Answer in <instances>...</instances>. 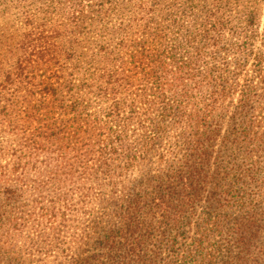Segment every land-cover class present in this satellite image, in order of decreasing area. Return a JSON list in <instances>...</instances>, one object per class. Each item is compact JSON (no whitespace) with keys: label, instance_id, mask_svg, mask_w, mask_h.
I'll return each instance as SVG.
<instances>
[{"label":"trees","instance_id":"1","mask_svg":"<svg viewBox=\"0 0 264 264\" xmlns=\"http://www.w3.org/2000/svg\"><path fill=\"white\" fill-rule=\"evenodd\" d=\"M11 1L29 7L20 36L8 24L1 31L0 181L8 187L0 205L14 200L10 193L19 187L41 193L91 183L108 192L106 226H96L97 253L80 264H264V0H174L186 19L168 10L169 26L162 31L158 24L154 36L153 16L117 26L108 22L113 12L94 4L85 10L83 0H0V13H9ZM39 15L59 20L43 30L49 24ZM87 28L102 32L89 76L79 79L66 63L53 80L29 71L46 65L54 33L64 58L69 51L87 57L90 47L80 39L66 46ZM168 30L174 43L163 47ZM115 50L127 55L119 63L129 75L117 69ZM135 68L155 85L151 99L146 93L121 99L119 89L133 83ZM83 96L97 104L96 114H83ZM156 108L160 120L152 117ZM53 110L58 116L50 118ZM168 119L176 130L169 148L157 153L154 143L134 140L141 149L132 152L125 128L138 120L163 143ZM146 163L154 169L126 179L130 167Z\"/></svg>","mask_w":264,"mask_h":264},{"label":"rangeland","instance_id":"2","mask_svg":"<svg viewBox=\"0 0 264 264\" xmlns=\"http://www.w3.org/2000/svg\"><path fill=\"white\" fill-rule=\"evenodd\" d=\"M111 1L112 0H83L82 5L85 10L89 9L92 4L97 7L105 6V10L114 13L108 22L113 25L116 24L117 26H120L119 24L123 20H134V16H137V20L140 21H144L148 19L149 16H153L154 19L151 23L152 30L149 32V35L154 34V28L158 24L162 26V31L169 26L170 19L165 15L168 10L172 11V14L173 12L178 13L179 16H181L182 13L185 14L180 5L175 7L172 6L174 0H157V5L156 0H149L146 7L140 5V0L136 5L119 4L111 7ZM28 7L29 4L24 5V8H22L20 4H13V1H11L8 8L9 13L5 15L0 13V39L3 35L1 31L3 29L5 30L6 24L12 29L10 34H15L13 37L20 36V33H18L20 25L18 24L23 21L24 17L22 12L28 10ZM2 10L4 9H0V12ZM68 11H70V9L66 10L68 18H72V15H70ZM186 16V14L181 16V20H185ZM4 17L6 19H3ZM39 17L40 20H42L41 22H43L41 24H49L45 25L47 27H44L43 30H49V27L55 25L59 20L54 18L52 19L53 22L49 23V19L43 15H39ZM156 22L157 24H155ZM263 25L261 26V32L264 28ZM95 31L96 30L92 28H87L80 34V38H69L66 44L67 46L72 40L77 41L80 39L83 41V46L90 47L89 51H86L87 57H81L79 54L69 51L67 58H64L63 52H60L61 47L59 39L56 38V34L54 33V39L49 45V53L45 57L46 65L42 67V64H39L38 66L32 67L29 71L35 72L36 76H42L49 80H53L56 79V70H59L62 64L66 63L70 73H76L77 69V74L79 75L76 74V76L79 77V79L89 76L97 60L96 51L99 49L100 45V43L94 40H98L102 34V32L98 33ZM71 34H75L76 36L74 30H71ZM166 34L168 37L165 43H162L163 47L170 46L174 43L170 30L166 31ZM149 38L152 39V37ZM18 42L19 39L17 38L16 44ZM59 52L62 54L65 61H61V58L56 55ZM20 54L21 52L19 51L15 56L11 57L6 68L10 67ZM115 57H118V59H114L117 64V69L123 74L125 71L120 69L119 61L124 60L126 62L127 55H118L115 50L114 58ZM36 68H39V71H37ZM253 68L254 65L251 63L248 67L250 75H252ZM133 73V83L124 84L121 86V89H119V93H123L121 99L128 101L132 95L136 93H146L147 98L151 99L153 95L157 93L153 82L148 80L146 72L141 68H135ZM125 74L129 75V72L126 71ZM82 101L85 102V112L83 111V114L93 115L97 113V110L93 109L97 106L95 102L92 101L91 105L87 96H83ZM138 107L143 108L141 105H138ZM127 110L128 109L123 110V114H126ZM55 111L57 110H53L49 115L50 118H52V116H58ZM159 114L160 112L157 108L152 111V117L155 120H160ZM171 121L172 119L166 121L165 126L169 128L165 127L166 131H164L165 136L163 143H159L158 140L161 134H158L156 130L150 127L142 126L138 120L133 121L130 126L125 128L124 133L122 130L123 137L126 141L130 142V144L134 142V140L154 143L153 150L158 153V151H162L171 146L170 140H176L174 138L176 130L171 131ZM78 124L83 125L81 120L78 121ZM227 126V124L224 125L225 128H227ZM114 129L120 131L121 128L115 126ZM131 145L132 152H140L141 147L137 144L134 145V143ZM152 155L155 156V154ZM259 156L260 154L255 158L259 159ZM261 156V159L264 160V155ZM39 160L45 161L46 158L40 157ZM3 164H5V162ZM151 166L152 163H146L141 166H136L135 168L130 167L125 173L128 174V178L126 179L128 181L142 179L148 171L154 169ZM82 171L83 169H78L77 172L79 173L77 177L82 176ZM29 175L30 179H37L35 177V172L29 171ZM41 179H44V177ZM7 187L8 186H4L3 182L0 181L1 198H5L4 194L6 193L5 190ZM15 189H13L14 192L10 193V195L16 196L14 200L10 202L8 200L5 202L1 200L0 213L3 214L4 219H0V264H80L82 261L93 256L94 253H97L94 239L98 238V235L95 234V228L97 225L106 226V223L102 222L101 217L105 210V203L102 198L108 193L107 190L101 187L99 188L91 183H78L64 190L51 191L50 189L41 193L38 192L36 187L28 189H21V187H19ZM60 194H62V196L68 195V200L59 199L58 196H60ZM84 195H87V197L84 198ZM119 195L122 196L123 193ZM46 208L49 209L50 215H47ZM11 218L12 220L9 224L8 222ZM189 236L195 237L196 234L192 231ZM180 242L184 243V240L180 239Z\"/></svg>","mask_w":264,"mask_h":264}]
</instances>
